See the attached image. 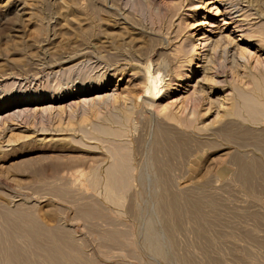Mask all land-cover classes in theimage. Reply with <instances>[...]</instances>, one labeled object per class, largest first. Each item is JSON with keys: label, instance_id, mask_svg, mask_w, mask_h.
I'll return each mask as SVG.
<instances>
[{"label": "rangeland", "instance_id": "374dc122", "mask_svg": "<svg viewBox=\"0 0 264 264\" xmlns=\"http://www.w3.org/2000/svg\"><path fill=\"white\" fill-rule=\"evenodd\" d=\"M229 1L249 34L264 24V0ZM229 1L0 0V264H264V118L234 105L264 76V42L224 25ZM150 87L151 111L136 105ZM113 143L135 174L118 204Z\"/></svg>", "mask_w": 264, "mask_h": 264}, {"label": "bare ground", "instance_id": "6f19581e", "mask_svg": "<svg viewBox=\"0 0 264 264\" xmlns=\"http://www.w3.org/2000/svg\"><path fill=\"white\" fill-rule=\"evenodd\" d=\"M215 1H221L222 3H225L226 1H229V0H215ZM214 4H217V3H214ZM226 4H228V2ZM220 5H221V3H219V7H217L216 15H218L220 13V16L224 17V20H223L224 21V25H226V26L228 25L229 27L230 26H232V27L234 26L235 27V28L233 27L234 28L233 30H237V31H235V33H236V37L238 38L237 39L238 41H242L243 40V42L244 41L248 42L256 35V36H259L261 38L262 42H264V24L263 23L254 25V24L249 23V21H247L246 24L250 25L249 27H251V31L253 33V34H249L248 30L246 28H244V24L241 23L242 21L240 19H236L237 18L236 16L234 17L233 14L235 12L231 11V8L233 6L231 4V1H229V4H228L230 6L225 7V9H224V6L222 7V5L221 6ZM203 19L206 20V17L203 16ZM212 23H214V22L212 21ZM212 23H211V27L213 26ZM202 24L203 25L206 24V21H203L201 23V25ZM199 40H201L200 37L198 38V41ZM199 45H202V44L201 43H197V47L196 48L198 50H200ZM238 48H239V46H238ZM213 50H216V48H214ZM213 52H215V51H213ZM241 54L244 55L245 51L244 52L242 51ZM197 55H199L198 51L196 52V56ZM164 71H165V68H164ZM186 77H187L186 81H190L192 76L191 75H187ZM253 81H254L253 82V88L251 90H249V91H247L245 89H242V88H236V91H237V94L239 96V99H238V101H237V99L235 100L236 103L234 105L236 106V109L238 111L237 112L238 115H241L240 113L245 111L248 114V116L251 117L254 122H256L257 120L259 121L260 119L264 118V76L262 77V79L255 77L253 79ZM103 83L104 82L101 81L99 83V85L102 86ZM153 90H154V88L150 87L148 91L143 92L139 96V101L140 102L136 103V105L140 106V104H143L144 107H146L149 111H151L155 107L156 100L159 98V96L155 95L156 93ZM51 98H52V96H51ZM158 113H160L161 115H164L166 120L172 121V122H174L175 124H177L178 126H181V127H183V126H186L187 128L188 127H192L193 123H194V120L192 119V116H188L187 114H184V115L182 114L180 116H177L176 114H174L169 109H164L162 111H159ZM195 114H196L195 112L192 113V115H194V116H195ZM130 115L131 114H130L129 111L125 112V118H127V123L129 122ZM92 129H93V132L92 131H87V133L88 134H94V136L107 137V136H116L118 134V131H114L111 128H108V127H105V126H102V125H99V124L94 125V127ZM126 131H127V126H124L122 128L121 133L125 134ZM180 144H183V143L180 141ZM156 145H157L156 148L159 147L160 150H162V147L159 146V144H156ZM107 151L110 154V156L112 157L113 161L110 164V166L107 168V174H106V180H105V191H106L107 199L110 202L114 203V204H118V203H121L120 201H121V198H122V197L119 196V194L125 192L129 188L130 181L135 178L133 162H132L131 157L129 156L128 151L124 150L122 147H118V143H116V144L113 143L111 146H108ZM157 159L158 158H156V161L158 163L157 165L159 167L163 166L162 161L159 160V159L157 160ZM242 167H243L242 170L244 171L243 174H245V173L249 174L251 172V170L253 169V167L252 168H250V166L248 167L247 164L246 165H242ZM240 172H241V170H240ZM92 177H93L92 181H91L92 184L97 183L99 181L97 173H93ZM243 178H245V177H243ZM176 197H178V196H176ZM178 202H179V200H178ZM170 204L173 205V206H175V205L178 206L176 198L173 199ZM199 206H200L199 203L196 201L195 205H194L195 209H194L193 214H197L198 213L195 210H197ZM160 208H161V211H162V208H164V203H160ZM162 213H163V211H162ZM199 214H201V213L199 212ZM86 215L90 216L89 213H87ZM183 215H184V213H183ZM174 216H175V214H174ZM177 216H178V213H177ZM86 217H88V216H86ZM198 217H197V219H198ZM176 224H178V223H176ZM199 224H200V222H199ZM200 226H202V225L200 224ZM150 230H152V229H150ZM147 238L149 240V244L151 245V248L154 249L156 251V253L161 254L162 251L159 250V243H158V239L159 238H158V235L155 232L152 231L151 233H149L147 235ZM114 239L116 240V238H114ZM201 239H202V237H201ZM117 242H119V241H117ZM6 256H7L8 259L10 258V260L12 262H18V263L20 262L21 263V262L25 261V259L21 257V254L19 253V251H8Z\"/></svg>", "mask_w": 264, "mask_h": 264}]
</instances>
